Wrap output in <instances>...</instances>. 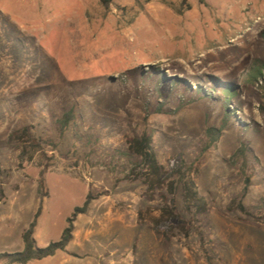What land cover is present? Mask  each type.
<instances>
[{
	"label": "rangeland",
	"instance_id": "374dc122",
	"mask_svg": "<svg viewBox=\"0 0 264 264\" xmlns=\"http://www.w3.org/2000/svg\"><path fill=\"white\" fill-rule=\"evenodd\" d=\"M255 63L264 0H0V264L23 250L41 176L39 248L93 199L67 253L29 264H207L194 233L164 244L140 219L160 198L148 201L123 179L127 161L108 156L144 131L165 168L198 161L212 264H264V83L243 85ZM229 85L238 92L224 101ZM25 127L37 147L21 161L12 134ZM236 197L248 215L227 211ZM175 203L188 218L179 191Z\"/></svg>",
	"mask_w": 264,
	"mask_h": 264
},
{
	"label": "trees",
	"instance_id": "16d2710c",
	"mask_svg": "<svg viewBox=\"0 0 264 264\" xmlns=\"http://www.w3.org/2000/svg\"><path fill=\"white\" fill-rule=\"evenodd\" d=\"M100 5L107 8L112 0H99ZM264 83V64L255 63L248 70L243 78V85L249 87L258 82ZM223 90L224 101H229L234 97L238 89L230 87ZM71 121V119L69 120ZM68 123V122H67ZM67 123H63L64 125ZM211 129L207 130V136L212 141H217L218 135L212 133ZM17 137L23 146L20 160L28 155L26 146H35L31 144L28 128H22L12 134ZM154 134L151 131H144L140 135H133L125 138V149L108 148V156L111 160L124 159L127 161V169L123 176L125 181L139 182L144 187V195L148 201H153L156 196L160 198L161 205L157 209V215H152V210L147 208L139 212V217L144 220V216H149L148 222L152 231L157 237H160L164 244H168L176 235L188 237L190 233L197 236L198 245L207 264H212L208 252L205 248V238L210 231L209 206L206 200L199 194L196 184L200 172L198 161L195 160L187 164L183 160H173L165 168L158 160V154L153 143ZM33 153V152H31ZM235 156H244L243 150L237 151ZM249 180L245 179V185L241 195L248 191ZM45 186L43 176H41L37 195L39 197V206L29 224L27 230L22 234L23 250L14 254L2 255L5 264H29L33 261H42L54 257L57 253H67V247L73 240L74 223L78 216L86 215L92 202V197L88 194L81 206L75 207L70 216L66 219V227L62 231L60 239L56 242L49 243L44 248H39L34 239L37 220L42 213L43 199L45 194L42 189ZM179 191V196L183 205V211L188 218L183 217L178 211L175 196ZM168 196L171 198L168 199ZM264 205V202H262ZM227 211H239L245 215L249 212L244 207L240 198L232 199Z\"/></svg>",
	"mask_w": 264,
	"mask_h": 264
}]
</instances>
